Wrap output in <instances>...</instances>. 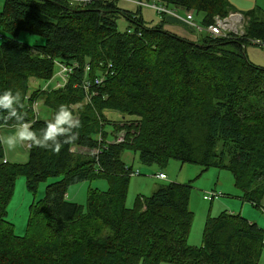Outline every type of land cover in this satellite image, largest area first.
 <instances>
[{"label":"trees","instance_id":"16d2710c","mask_svg":"<svg viewBox=\"0 0 264 264\" xmlns=\"http://www.w3.org/2000/svg\"><path fill=\"white\" fill-rule=\"evenodd\" d=\"M120 1L4 0L0 93L11 89L21 96L13 109H0V264H261L264 229L242 214L209 216L202 245H189L192 183L161 186L127 208L133 167L123 155L134 151L148 166L175 159L227 170L240 199L264 213V68L246 53L264 41V11L244 16L242 36L200 33L194 41L166 26L196 35L176 18L178 11L202 16L201 26L208 28L236 13L228 0H136L155 1L176 14L160 13L157 25L145 21L146 6L133 3L137 10H127ZM23 32L44 42H21ZM58 64L73 70L67 83L29 94L30 80L52 81ZM85 83H92L89 92ZM37 101L52 119L35 118ZM61 105L79 125H65L64 133L45 141ZM108 111L121 119L111 120ZM23 124L48 147L28 140V161L10 163L1 132ZM57 142L58 152L51 150ZM20 176L31 192L59 179L31 205L24 237L7 219ZM96 179H106L109 189L89 191L87 208L67 200L70 186Z\"/></svg>","mask_w":264,"mask_h":264},{"label":"rangeland","instance_id":"374dc122","mask_svg":"<svg viewBox=\"0 0 264 264\" xmlns=\"http://www.w3.org/2000/svg\"><path fill=\"white\" fill-rule=\"evenodd\" d=\"M120 1V0H119ZM135 1V0H134ZM144 3H148L147 0H143ZM232 6V10L236 13L233 15H243L246 16L247 13L254 10L264 11V0H228ZM4 0H0V11L3 8ZM120 6L127 10H137V6L133 4V1L122 0L119 2ZM150 7L142 8V15L148 23L151 25L159 24L163 15L155 11V6L158 5L157 2H149ZM156 4V5H155ZM154 8V9H152ZM178 16L176 17L180 22L185 23L184 28H190L191 26L187 23L184 11H178ZM193 21L198 27H201L202 16L194 15ZM184 17V18H183ZM230 17V16H229ZM187 21V22H186ZM119 30L121 32L126 31L127 22L124 18L118 21ZM246 19L244 17V22L242 20V30L245 31ZM185 32V30L182 29ZM1 33V31H0ZM206 33L196 32V34ZM19 40L21 42L27 43L28 45L42 44L44 42L43 38L30 35L28 33H21L19 35ZM0 40V44L2 43ZM247 55L250 61L259 67L264 68V48L254 43L247 46ZM60 71L59 67H56V74L54 76V83L49 84V82L43 80L31 79L29 84V94H32L35 90H53L57 82H62L58 73ZM104 75L100 76L103 78ZM40 115L42 119L48 120L52 119L53 115L50 110H48L43 102H39ZM107 117L113 121H119L121 119L120 114L108 111ZM75 120V119H74ZM24 131L21 128L16 130H6L2 131V140L4 145L5 159L10 163H26L29 159V148L28 140H21L19 138V133ZM9 137H14L17 143L13 146H9L6 141ZM81 153L89 154L86 150H80ZM123 160L130 166L133 167L134 173H139V175H133L130 182L129 192L126 200L127 208H133L136 198L138 196H151L156 192L161 186H167L170 183L188 184L192 183L194 189L192 190L190 196V210L194 213L193 226L188 239L189 245L191 246H201L203 243V231L207 219L210 217H218L223 212H234L237 214H242L247 217L248 212H251L256 218L255 222L259 227L264 229V213L261 210L253 208L249 203H244L240 199L241 191L237 190L235 187L234 177L231 172L222 169L210 168L203 169L202 167L195 164H182L179 161L172 159L165 166L161 167L158 165H145L140 162L139 156L134 153V151L127 150L123 155ZM165 173L168 177L167 180H160L156 178L159 173ZM59 179H49L45 183H41L35 192H31L27 186V179L25 176H20L16 183L14 194L8 205V216L7 219L14 226V232L18 236L24 237L27 234L28 223L30 219V207L38 200L45 197L47 185L54 183ZM109 189V183L106 179H96L93 181H85L83 183L70 186L67 190L66 198L70 202H75L85 208H87L88 203V193L89 191H99L106 192ZM217 192V197L213 202L205 201L204 197L207 194H212ZM261 264H264V252L260 260ZM169 264V263H163Z\"/></svg>","mask_w":264,"mask_h":264},{"label":"built area","instance_id":"2783aa9c","mask_svg":"<svg viewBox=\"0 0 264 264\" xmlns=\"http://www.w3.org/2000/svg\"><path fill=\"white\" fill-rule=\"evenodd\" d=\"M75 1V0H73ZM125 1H133L134 3H137L138 5H143V6H146V7H150L149 4H143L142 2H138V1H134V0H125ZM142 3V4H141ZM154 9V8H153ZM155 9L159 12V13H168L169 15H172V16H176V14L170 10H168L167 8L165 7H162V6H158L156 5L155 6ZM187 18H189L190 20H193V15H188ZM240 18V19H239ZM189 19H186L187 23L195 29L196 32H206L207 34L209 35H212L214 37H227L229 34H236V35H240L242 36L244 34V31L242 30V20L244 22V16L242 15H233L231 14L230 17L226 18V19H220V18H217L216 19V22H215V25H212L208 28H203L202 26L201 27H198L193 21H190ZM254 44L256 45H259L261 46L262 48H264V41H257V42H253ZM58 67L60 68V71L58 73V76L61 77L62 79V82H57L56 83V86L55 88H62L68 81V79L72 76V68L68 67V66H65L63 64H58ZM100 77L98 78H95L94 79V83L95 84H101L103 82L102 79H99ZM54 80V79H53ZM92 83H85L83 84V88L86 92H89L90 90V86H91ZM36 107V105H35ZM123 135L120 136V138L118 139V143H121L123 141ZM133 175L137 176L139 175V173H134L133 172ZM156 178L160 179V180H167L168 177L165 173H159L158 175H156ZM216 194L212 193L211 195L210 194H207L204 199L205 200H208V201H211V200H214L215 198H217L218 196H216ZM215 197V198H214Z\"/></svg>","mask_w":264,"mask_h":264},{"label":"clouds","instance_id":"9594fccd","mask_svg":"<svg viewBox=\"0 0 264 264\" xmlns=\"http://www.w3.org/2000/svg\"><path fill=\"white\" fill-rule=\"evenodd\" d=\"M52 83H54V80L50 81L48 85ZM20 96H21L20 92L17 91L14 93L11 89L0 93V109H13L14 103L20 99ZM38 108H39V101L34 102L33 112H34V116L36 119L41 118L40 110L38 111ZM10 115L16 116L17 113L15 110H12L10 112ZM73 118L74 117L72 113L70 112V110L66 106L61 105L59 108V112L56 114L55 123L47 124L45 137H44L45 141L55 140L59 134L64 133L66 129L63 126L65 125H67L68 127H71L73 124L78 126L79 122L77 120H74ZM28 127H29V124H23L21 129L22 130L24 129V131L19 133V138L21 140H31L35 146H39L40 148H47L48 146L44 142L37 140L32 132L27 131ZM6 143L9 146H13L17 143V140L14 137H9ZM28 147H31L30 143ZM60 147H61L60 143L57 142L55 143V147H53L51 150L58 152L60 150Z\"/></svg>","mask_w":264,"mask_h":264},{"label":"crops","instance_id":"0c3cea01","mask_svg":"<svg viewBox=\"0 0 264 264\" xmlns=\"http://www.w3.org/2000/svg\"><path fill=\"white\" fill-rule=\"evenodd\" d=\"M239 14V13H238ZM194 19H195V16L193 15ZM166 28H168L170 31L176 33V34H180V35H183V36H187L189 37L190 39H193L194 41L197 40V34L194 35L193 33L187 35L186 32L182 31V29L178 28L176 25H169V26H166ZM192 32V29L190 30ZM7 160V159H6ZM162 173V172H161ZM247 218L249 220H252V221H256V218L253 216V214L251 212H248V215H247Z\"/></svg>","mask_w":264,"mask_h":264},{"label":"bare ground","instance_id":"6f19581e","mask_svg":"<svg viewBox=\"0 0 264 264\" xmlns=\"http://www.w3.org/2000/svg\"><path fill=\"white\" fill-rule=\"evenodd\" d=\"M240 19V18H239Z\"/></svg>","mask_w":264,"mask_h":264}]
</instances>
